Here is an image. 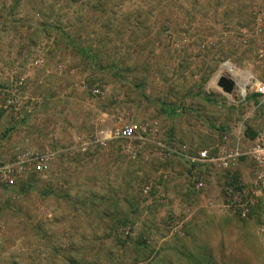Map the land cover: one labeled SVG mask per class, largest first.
<instances>
[{
    "label": "rangeland",
    "instance_id": "rangeland-1",
    "mask_svg": "<svg viewBox=\"0 0 264 264\" xmlns=\"http://www.w3.org/2000/svg\"><path fill=\"white\" fill-rule=\"evenodd\" d=\"M247 78L264 85V0H0V264H264ZM223 148L245 155L198 162ZM31 151L56 155L16 171Z\"/></svg>",
    "mask_w": 264,
    "mask_h": 264
},
{
    "label": "built area",
    "instance_id": "built-area-1",
    "mask_svg": "<svg viewBox=\"0 0 264 264\" xmlns=\"http://www.w3.org/2000/svg\"><path fill=\"white\" fill-rule=\"evenodd\" d=\"M247 86H249L257 94H260L264 97V85H262L261 83L249 81V84ZM145 132L146 130L140 124L134 123L122 128H117L112 131L102 132L98 142H100L101 145H106L107 142L112 139H133L137 135L143 134ZM170 150L174 154H182L181 156H186L182 151H179L177 149ZM247 154L251 156L260 166L261 171L259 173V178L261 179L262 177H264V137L259 138V140H257L252 146H250ZM55 155V152L51 151H47L44 153H41L39 151L25 152L16 157V162L14 163L13 167L18 172H31L33 168L42 171L46 168L47 164L55 157ZM243 155H245V153H242L239 149H232L228 151V149L223 148L220 151V155L216 158L210 159L208 152L202 151L199 153L197 160L198 162H218L223 169H230L232 165L237 163V161ZM14 171L12 169H7L2 173L5 185H14L15 179L11 176ZM197 187H204L203 181H198Z\"/></svg>",
    "mask_w": 264,
    "mask_h": 264
},
{
    "label": "water",
    "instance_id": "water-1",
    "mask_svg": "<svg viewBox=\"0 0 264 264\" xmlns=\"http://www.w3.org/2000/svg\"><path fill=\"white\" fill-rule=\"evenodd\" d=\"M218 88L222 89V91L227 94L231 95L235 91V82L226 76L220 77L217 83Z\"/></svg>",
    "mask_w": 264,
    "mask_h": 264
},
{
    "label": "bare ground",
    "instance_id": "bare-ground-1",
    "mask_svg": "<svg viewBox=\"0 0 264 264\" xmlns=\"http://www.w3.org/2000/svg\"><path fill=\"white\" fill-rule=\"evenodd\" d=\"M225 70H227L228 72H231L233 73V69H232V66L230 64H226L225 67H224ZM249 81L248 78L245 80V81H241L239 84L240 86L242 87V90H241V95L242 96H245V87L249 84Z\"/></svg>",
    "mask_w": 264,
    "mask_h": 264
}]
</instances>
